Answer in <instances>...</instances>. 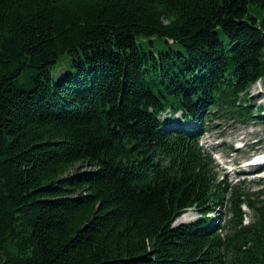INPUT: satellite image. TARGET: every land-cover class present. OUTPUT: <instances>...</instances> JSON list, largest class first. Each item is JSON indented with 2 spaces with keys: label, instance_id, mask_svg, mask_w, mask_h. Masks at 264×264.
<instances>
[{
  "label": "trees",
  "instance_id": "trees-1",
  "mask_svg": "<svg viewBox=\"0 0 264 264\" xmlns=\"http://www.w3.org/2000/svg\"><path fill=\"white\" fill-rule=\"evenodd\" d=\"M258 80L264 0H0V264H264L201 143Z\"/></svg>",
  "mask_w": 264,
  "mask_h": 264
},
{
  "label": "rangeland",
  "instance_id": "rangeland-1",
  "mask_svg": "<svg viewBox=\"0 0 264 264\" xmlns=\"http://www.w3.org/2000/svg\"><path fill=\"white\" fill-rule=\"evenodd\" d=\"M249 99L254 110L259 103L264 104V81L260 80L251 86ZM201 143L215 156L221 179L226 180L230 185H235L240 182L238 181L240 176L235 175L233 165L240 166V163L250 160L254 155L264 153V122L259 118L242 122L223 113L220 116H214L206 123L201 135ZM262 175L264 176V173ZM260 179L261 176L251 175L245 178L241 185L245 190L253 191L261 187L257 184ZM187 213L192 215L187 220L200 214L195 209ZM210 214L216 221L222 215L225 216V207L218 205ZM180 218L177 222H181Z\"/></svg>",
  "mask_w": 264,
  "mask_h": 264
},
{
  "label": "bare ground",
  "instance_id": "bare-ground-1",
  "mask_svg": "<svg viewBox=\"0 0 264 264\" xmlns=\"http://www.w3.org/2000/svg\"><path fill=\"white\" fill-rule=\"evenodd\" d=\"M248 161V160H247ZM250 161H251V164H253V161H252V158L250 159ZM246 163V162H245ZM250 167H253L252 165L250 166ZM237 173V172H236ZM190 216H192L191 214H186V215H183L181 218L182 219H187L188 217H190ZM180 218V219H181Z\"/></svg>",
  "mask_w": 264,
  "mask_h": 264
}]
</instances>
